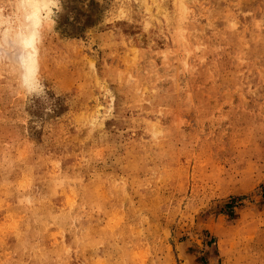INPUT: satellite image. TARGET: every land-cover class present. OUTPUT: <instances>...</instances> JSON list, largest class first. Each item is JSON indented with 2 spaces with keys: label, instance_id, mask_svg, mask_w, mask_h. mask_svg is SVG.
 I'll return each instance as SVG.
<instances>
[{
  "label": "rangeland",
  "instance_id": "374dc122",
  "mask_svg": "<svg viewBox=\"0 0 264 264\" xmlns=\"http://www.w3.org/2000/svg\"><path fill=\"white\" fill-rule=\"evenodd\" d=\"M17 3L0 264H264V0H60L35 49Z\"/></svg>",
  "mask_w": 264,
  "mask_h": 264
},
{
  "label": "clouds",
  "instance_id": "9594fccd",
  "mask_svg": "<svg viewBox=\"0 0 264 264\" xmlns=\"http://www.w3.org/2000/svg\"><path fill=\"white\" fill-rule=\"evenodd\" d=\"M34 5L44 6L39 15H36ZM15 7L17 9L15 18H18L20 28L18 39L25 42L31 40L34 44H38L45 24L50 21L54 27L55 16L60 11V0H18ZM19 83L20 87L29 95H39L43 91V85L39 79L38 60L33 83L26 82L22 65Z\"/></svg>",
  "mask_w": 264,
  "mask_h": 264
},
{
  "label": "bare ground",
  "instance_id": "6f19581e",
  "mask_svg": "<svg viewBox=\"0 0 264 264\" xmlns=\"http://www.w3.org/2000/svg\"><path fill=\"white\" fill-rule=\"evenodd\" d=\"M145 2V1H144ZM147 2V1H146ZM34 7H35V9H36V15H39V9H40V5H34ZM22 41V40H21ZM23 44L25 47H28V46H31V47H33L34 49H35V45H34V43H33V41H31V40H29V41H22V42H20V44ZM24 47V48H25ZM29 49H30V47H29ZM33 49V50H34ZM28 50V49H27ZM21 52H23V51H21ZM24 54V53H23ZM26 56H27V69L29 70V73L28 74H32L31 73V71H33V70H35L36 69V63H35V57H34V53L31 51H27V54H26ZM36 56V55H35ZM21 58V57H20ZM23 59V58H22ZM25 60V59H24ZM23 60V61H24ZM24 66V65H23ZM25 67V66H24ZM26 68V67H25ZM28 72V71H27ZM28 77H30V76H28Z\"/></svg>",
  "mask_w": 264,
  "mask_h": 264
}]
</instances>
